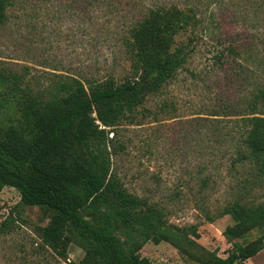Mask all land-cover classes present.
<instances>
[{
    "label": "trees",
    "instance_id": "trees-1",
    "mask_svg": "<svg viewBox=\"0 0 264 264\" xmlns=\"http://www.w3.org/2000/svg\"><path fill=\"white\" fill-rule=\"evenodd\" d=\"M15 1L0 0V28L11 19ZM100 1L105 0L84 3ZM255 2L263 12L264 0ZM184 5L155 4L126 18L119 41L128 68L121 75L81 79L71 72H52L36 76L28 65L20 71L0 66V105H8L0 118V192L5 186L13 187L20 204L38 206L47 214L46 224L34 227L40 247L62 259H67L70 243L82 249V258L70 264H155L140 253L149 241H166L197 264H245L264 248V201L245 200L248 190L227 201L218 213L232 220L222 232L230 246L220 256L218 250L189 237L184 228L168 223L163 208L131 191L112 166V155L127 146L119 138L121 126L140 124L149 115L158 120L157 112H167L171 105L158 102L156 113L145 107L150 97L161 94L176 78L192 52L178 37L190 30L192 42L201 22L192 3ZM25 24L29 33L32 25L28 19ZM253 26L259 30L264 59V20ZM224 52L233 60L246 55L232 43ZM259 83L236 105L232 115L237 117L231 125H216L212 132L214 142L227 143L229 167L246 169L244 185L264 184L263 75ZM208 179L203 177L201 186ZM206 217L212 220L208 212ZM14 221L11 214L0 221V236L13 230ZM254 230L261 233L250 238Z\"/></svg>",
    "mask_w": 264,
    "mask_h": 264
},
{
    "label": "rangeland",
    "instance_id": "rangeland-1",
    "mask_svg": "<svg viewBox=\"0 0 264 264\" xmlns=\"http://www.w3.org/2000/svg\"><path fill=\"white\" fill-rule=\"evenodd\" d=\"M204 1L209 4L195 0H105L86 6L84 0H16L10 9L11 19L0 28V66L20 71L22 65H28L36 76H51L52 72H71L81 79L121 75L128 68L119 41L126 18L155 4L192 3L201 22L194 29L195 38L189 41L190 30L178 37L192 50L188 62L161 94L145 103L155 113L158 102L171 105L167 112H157L158 120L149 115L140 124H123L119 138L127 146L111 160L124 184L162 207L168 223L184 228L199 244L225 256L230 244L222 232L232 220L229 215H218L219 211L247 190L245 200L264 201V184L244 185L246 169L229 167L227 143L214 142L212 132L216 125H231L237 117L232 115L236 105L254 86H260L264 59L259 30L253 25L264 20V11L257 8L255 0ZM26 19L32 25L29 33ZM229 43L246 55L233 60L226 52L222 54ZM250 69L256 70L254 75ZM7 106L0 105V118ZM205 176L209 179L201 186ZM19 201L15 188L3 187L0 221L8 214L15 221L13 230L0 236V264H70L82 258V249L74 243L66 249L67 259L40 247L34 227L46 224L47 214L38 206ZM258 233L261 231H252L250 238ZM140 253L155 264H197L166 241H149ZM263 262L264 248L245 264Z\"/></svg>",
    "mask_w": 264,
    "mask_h": 264
}]
</instances>
